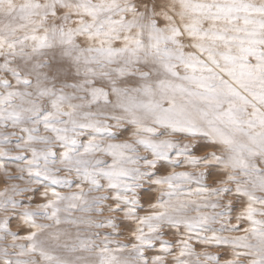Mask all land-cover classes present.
Listing matches in <instances>:
<instances>
[{"label":"snow or ice","instance_id":"1","mask_svg":"<svg viewBox=\"0 0 264 264\" xmlns=\"http://www.w3.org/2000/svg\"><path fill=\"white\" fill-rule=\"evenodd\" d=\"M0 264H264V0H0Z\"/></svg>","mask_w":264,"mask_h":264}]
</instances>
